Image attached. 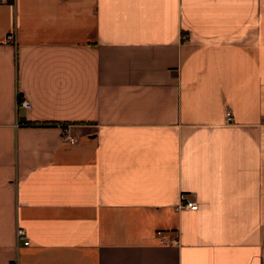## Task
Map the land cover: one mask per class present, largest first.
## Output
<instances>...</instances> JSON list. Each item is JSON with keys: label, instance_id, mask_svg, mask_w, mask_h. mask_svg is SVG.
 Returning a JSON list of instances; mask_svg holds the SVG:
<instances>
[{"label": "crops", "instance_id": "0c3cea01", "mask_svg": "<svg viewBox=\"0 0 264 264\" xmlns=\"http://www.w3.org/2000/svg\"><path fill=\"white\" fill-rule=\"evenodd\" d=\"M12 261L264 264V0H0Z\"/></svg>", "mask_w": 264, "mask_h": 264}, {"label": "built area", "instance_id": "2783aa9c", "mask_svg": "<svg viewBox=\"0 0 264 264\" xmlns=\"http://www.w3.org/2000/svg\"><path fill=\"white\" fill-rule=\"evenodd\" d=\"M1 1H8V0H1ZM7 38L12 39V35L8 34ZM18 104L27 107V106H29L30 103L27 99H24V98L18 96ZM226 118H227V120L231 119L230 111H227V117ZM62 139H72V138L70 137L69 134H64V135H62ZM180 198H181L182 205H184L188 208H192V209L197 207V203L194 200L188 199L184 193L181 194ZM15 235H16L17 240H21L24 244L28 243V240L26 239L25 229L23 227L18 226L16 228ZM9 264H16V263L14 261H12Z\"/></svg>", "mask_w": 264, "mask_h": 264}]
</instances>
